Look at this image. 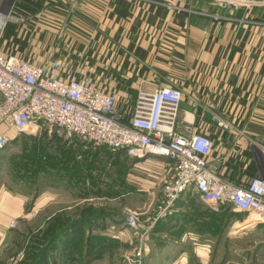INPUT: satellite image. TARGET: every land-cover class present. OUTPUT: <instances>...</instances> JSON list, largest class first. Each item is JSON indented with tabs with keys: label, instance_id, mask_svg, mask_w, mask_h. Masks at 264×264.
<instances>
[{
	"label": "crops",
	"instance_id": "0c3cea01",
	"mask_svg": "<svg viewBox=\"0 0 264 264\" xmlns=\"http://www.w3.org/2000/svg\"><path fill=\"white\" fill-rule=\"evenodd\" d=\"M22 3L23 7H17L0 35L1 53L34 52L38 55L34 61L46 66L56 77H92L101 88L116 96V108L125 119L130 117L133 102L122 99V90L152 94L162 86L179 88L183 100L176 131L184 135L208 133L215 143L210 164L226 178L241 182L259 173L252 151L255 144L264 147V1L234 0L228 4L221 0H37L36 3L23 0ZM219 120L228 122L231 128H220ZM8 133L11 140L19 136L13 130ZM77 145L81 146L74 142ZM98 149L100 154L106 148ZM113 157L126 159L132 165L130 177L136 184L134 187L151 200H156L162 184L174 174L164 158H128L123 154ZM13 199L5 196L0 201L12 204V213L0 216V249L10 244L7 223L23 215V205ZM51 201L50 196H43L34 207L36 217L44 219V226L50 221L44 209ZM193 202L220 213L229 214L232 210L227 206L210 208L198 195L189 192L177 202L173 215L163 222L169 220L171 230L190 225L194 222L189 214ZM234 214L232 229L264 231V222L242 220ZM90 225L82 229L86 232ZM108 225L106 236L115 227ZM194 229L191 226L184 234H177L179 239L156 242L157 253L165 251L164 264H264V242L252 253L239 254L234 250L220 262L214 252L211 254L210 249L204 248H210L209 236L193 234ZM156 239L153 237V243ZM188 240L197 246L190 248L191 259Z\"/></svg>",
	"mask_w": 264,
	"mask_h": 264
},
{
	"label": "rangeland",
	"instance_id": "374dc122",
	"mask_svg": "<svg viewBox=\"0 0 264 264\" xmlns=\"http://www.w3.org/2000/svg\"><path fill=\"white\" fill-rule=\"evenodd\" d=\"M22 1L18 0L17 6ZM233 1L221 0L228 4ZM252 1L259 3L264 0ZM22 55L32 61L38 58L30 51ZM262 149L255 144L252 151L261 170ZM98 151L100 149L95 147L74 146L47 130L17 136L7 148L0 150V201L9 196L23 205V215L10 220L5 228L11 234L10 244L0 249V264L39 263V256L48 251L50 239L59 234L56 245L48 247L51 252H47L46 264H164L165 251L157 253L156 242L179 239L177 234H184L191 226L195 228L193 234L209 236L210 248H204L210 249L211 254L214 252L220 262L234 250L239 254L252 253L260 242H264L263 230L231 228L235 224V211L220 213L199 202H193L189 208L194 222L171 230L168 226L170 221H163L173 215L172 211L180 199L164 209L162 189L168 180L162 184L156 200H151L145 192L134 187L136 184L130 177L132 165L126 159L113 157L106 149H102L100 154ZM43 196L52 198L44 209V215H50L46 226L43 218L36 217L38 212L34 208ZM5 200L0 202V216L12 213V204L5 205ZM127 210L138 214L137 231L127 225ZM238 217L249 221L255 218L247 214ZM69 224H75L83 231L75 244L72 242L79 230L69 237L68 243L65 241L73 230L67 231ZM86 224H91V227L85 232L82 228ZM106 224L115 226L107 237ZM153 237L157 238L154 243ZM100 238L103 242L106 238H115V241L98 249ZM192 242L189 241V257L192 254L190 248L197 247ZM139 250L142 254L137 257Z\"/></svg>",
	"mask_w": 264,
	"mask_h": 264
},
{
	"label": "built area",
	"instance_id": "2783aa9c",
	"mask_svg": "<svg viewBox=\"0 0 264 264\" xmlns=\"http://www.w3.org/2000/svg\"><path fill=\"white\" fill-rule=\"evenodd\" d=\"M17 1L0 0V35L15 14ZM121 97L133 102L128 119L116 108V96L92 77H56L46 66L20 54L0 52V150L12 142L9 130L19 136L47 130L68 143L103 146L128 158H164L174 172L163 185L164 209L191 192L210 208L227 206L264 222V147L263 170L257 163L259 173L239 184L211 166L215 143L208 133L184 135L176 131L183 100L179 88L162 86L152 94H132L124 89ZM218 126L231 128L223 120ZM126 222L137 231V212L127 210ZM141 254L139 250L136 256Z\"/></svg>",
	"mask_w": 264,
	"mask_h": 264
},
{
	"label": "trees",
	"instance_id": "16d2710c",
	"mask_svg": "<svg viewBox=\"0 0 264 264\" xmlns=\"http://www.w3.org/2000/svg\"><path fill=\"white\" fill-rule=\"evenodd\" d=\"M30 1H32V2H34V3H36L37 2V0L35 1H33V0H30ZM17 7H19V8H21V7H23V3L22 2H19V4H18V6ZM236 214H238V215H241V214H243V213H239V212H235ZM244 215V214H243ZM91 222H92V220H90ZM76 225L75 224H69L68 225V227H66L67 228V231L68 230H71V228L73 229L72 231H70L69 233H68V236L66 237V239H65V241H66V243H68L69 242V237L70 236H72L75 232H77L78 230H79V228H77V227H75ZM76 229V230H75ZM74 231V232H73ZM66 232V231H65ZM83 235V232L81 231H79L78 232V234L76 235V236H74L75 237V239L73 240V244H75L78 240H79V238L81 237ZM59 237H60V234L59 235H54L51 239H50V241L48 242V245H47V252H51L50 250L51 249H48V247L50 248L51 246H55L56 245V242H57V240H59ZM107 237V236H106ZM111 240H110V238L109 239H107L106 238V240H105V242H103L102 241V238H100V240L98 241V243H99V245H98V249L100 248V249H103V247L106 245V244H108L109 242H110ZM59 243V242H58ZM97 249V250H98ZM46 251L42 254V255H40L39 256V263H36V264H46V262H47V259L49 258V256H47V253ZM44 255V256H43ZM42 256V257H41Z\"/></svg>",
	"mask_w": 264,
	"mask_h": 264
},
{
	"label": "water",
	"instance_id": "95a60500",
	"mask_svg": "<svg viewBox=\"0 0 264 264\" xmlns=\"http://www.w3.org/2000/svg\"><path fill=\"white\" fill-rule=\"evenodd\" d=\"M149 155H145V156H143V157H141V158H146V157H148Z\"/></svg>",
	"mask_w": 264,
	"mask_h": 264
},
{
	"label": "bare ground",
	"instance_id": "6f19581e",
	"mask_svg": "<svg viewBox=\"0 0 264 264\" xmlns=\"http://www.w3.org/2000/svg\"><path fill=\"white\" fill-rule=\"evenodd\" d=\"M246 224V223H245Z\"/></svg>",
	"mask_w": 264,
	"mask_h": 264
}]
</instances>
